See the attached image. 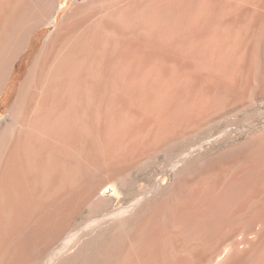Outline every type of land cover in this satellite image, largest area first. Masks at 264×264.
Returning a JSON list of instances; mask_svg holds the SVG:
<instances>
[{"label": "bare ground", "instance_id": "6f19581e", "mask_svg": "<svg viewBox=\"0 0 264 264\" xmlns=\"http://www.w3.org/2000/svg\"><path fill=\"white\" fill-rule=\"evenodd\" d=\"M198 2L72 0L59 14V0H0V99L34 36L52 27L0 123V264H74V252L99 227L129 220L147 194L102 213L111 198L100 192L122 180L149 148L172 140L194 120L196 105L221 90L209 80V68L222 75L228 57L253 61L260 16L243 26L249 15L241 8L222 15L211 0L202 14ZM225 196L200 207L219 208L223 217ZM87 210L90 216L77 222ZM200 210L186 201L175 235L154 227L145 232L136 219L132 248L120 264H175L173 256L192 261L195 228L201 263L219 258L225 243L219 239L217 247L208 236L211 218Z\"/></svg>", "mask_w": 264, "mask_h": 264}, {"label": "rangeland", "instance_id": "374dc122", "mask_svg": "<svg viewBox=\"0 0 264 264\" xmlns=\"http://www.w3.org/2000/svg\"><path fill=\"white\" fill-rule=\"evenodd\" d=\"M59 1L62 9L60 14L61 11H66V6L72 0ZM198 1L195 9L200 7L203 14L211 6V0ZM213 1L214 8L222 15L233 8H241L240 13L242 12L243 16L249 15L243 17V26L251 21V17L253 21L261 17L256 20L258 25L256 24L255 39L258 41L254 40V45L256 43L257 46L253 45L255 52L253 57L251 56L254 63L249 58L252 63L248 59V64L247 59H243L247 63L241 65L244 63L242 59L233 62L228 57L222 75L216 74L213 68L208 69L209 80L219 81L221 90L212 95L210 100L196 105L194 120L188 126H179L178 133L172 140L165 138L163 142L149 148L124 172L122 180L114 182L117 185L112 182L114 186H107L100 192V195L111 198L107 202L109 207L102 213L116 211L146 194L148 197L140 201L129 220L127 218L122 223L112 221L104 224L94 235L85 239L82 242L85 246L81 244L80 249L74 252L75 255L79 254L72 255L74 259L70 258L73 259L71 263L92 264L91 257L97 253L96 264H120L126 252L132 248L133 244H128V238L132 236L133 227L137 224L135 221L139 218L145 223V232H150L154 227L164 236L175 235L178 211L187 201L193 204L194 209L200 208L202 213L207 212L210 216L208 236L211 235L216 246L220 247V243L228 244L227 248L225 244L221 245L225 246L224 248H219L220 252H223L219 258L216 256L215 259L209 254L212 249L207 251L211 259L210 264H264V192L261 193V189L264 190V183L261 181L264 176V0H237L235 3L232 0ZM253 4L256 11L251 10ZM247 7L250 10L245 11ZM50 30L52 27L39 32V35L36 34L37 38L34 36L29 52L17 64L11 82L7 83L5 94L0 99V123L10 110L30 64ZM237 68L243 73L239 75ZM232 186H237L236 190ZM232 190L233 194L235 192L233 196ZM222 192L226 195V201L220 206L223 217L218 214L219 208L216 211H208L207 208L200 207L205 202H213L216 195ZM198 194L200 195L197 196ZM207 195L211 196L206 198ZM199 197L203 203H198ZM209 198H213L212 201ZM89 216V210L84 211L77 222ZM250 221H253L251 227ZM196 231L195 228L193 236H190V244L198 246L193 248V260L186 261L180 256H173L170 261L174 260L175 264H204L199 260L198 253L202 244ZM180 236L186 237V234L181 233ZM219 239L222 242L219 243ZM231 241L235 242L232 251L229 247V242L233 244ZM164 245L165 243L163 247ZM224 249H230L231 253ZM109 254L113 257L104 261Z\"/></svg>", "mask_w": 264, "mask_h": 264}]
</instances>
